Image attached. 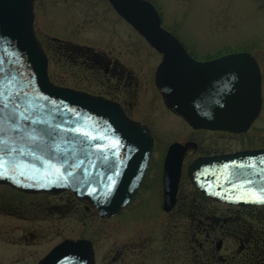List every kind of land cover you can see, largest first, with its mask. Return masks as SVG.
<instances>
[{
    "label": "water",
    "instance_id": "obj_1",
    "mask_svg": "<svg viewBox=\"0 0 264 264\" xmlns=\"http://www.w3.org/2000/svg\"><path fill=\"white\" fill-rule=\"evenodd\" d=\"M111 2L162 53L156 84L170 109L196 129L241 133L251 127L262 106L254 56L235 52L198 61L162 27L152 3ZM34 18L33 0H0V183L31 193L72 190L99 216L115 215L145 181L154 138L118 104L52 83ZM192 145L176 142L168 149L163 170L167 211L176 202L184 155ZM188 175L217 201L264 205L257 198L264 192V148L200 157L189 165ZM39 264H95L92 242L66 239Z\"/></svg>",
    "mask_w": 264,
    "mask_h": 264
},
{
    "label": "rangeland",
    "instance_id": "obj_2",
    "mask_svg": "<svg viewBox=\"0 0 264 264\" xmlns=\"http://www.w3.org/2000/svg\"><path fill=\"white\" fill-rule=\"evenodd\" d=\"M62 1L37 0L38 9L34 21L38 42L43 50L46 49L49 57V75H53L58 83L72 85L80 81L82 84H87L89 79L82 81L78 77L70 78L64 75L59 55L55 53L54 39L73 38L71 41H76L74 40L76 37L85 41L95 36L98 38L90 43L103 49H111L112 45L117 43L121 45L126 42H139L132 37V35L137 36L116 18L109 20V23L113 22V25L118 28L119 35L102 29L108 26L102 25L107 23L106 19L98 17L90 19L84 14L81 15L79 11L75 15L69 13L66 16L62 13L63 11L61 12ZM157 1L164 5L166 22L175 23L174 25L179 27L176 36L194 55L204 57L211 54V57H214L230 52H247L258 59L263 69L262 109L258 119L250 129L237 134L210 130L196 131L185 121L170 115L165 110L158 93L151 92L146 86L147 92L144 96L141 93L138 101L141 106H148L149 111L153 113H149L152 118L149 114H145V118L152 123L159 141L154 148L149 179L142 190L143 196L117 216L100 218L93 211H87L82 205L80 206L74 194L69 191L56 195L46 193L23 195L16 193V190L14 191L10 186L0 185L1 264H27L23 259L26 254L41 255L42 251L55 246L65 238L91 240L96 264H124L123 253L126 247L146 239L150 242L147 248L146 264H160L162 251L165 249L162 233L167 222L169 223V219L163 215L161 209L162 149L165 150L168 143L171 144L174 141L183 143L189 140L196 142L203 149L210 147L211 151L229 152L264 147V0ZM72 11L74 12V9ZM109 25L112 26V24ZM97 27H101V30H97L99 29ZM109 41H113L112 44ZM48 43L51 47L46 45ZM138 76L142 78L141 73H138ZM141 113L138 112L135 116L140 118ZM145 118L142 117V119ZM189 162L190 159L184 164V178L181 184V191L188 195L193 192V186L186 174V165ZM187 203H191L190 200ZM224 209L223 207L222 210ZM178 210L182 214L178 221V245L181 246L185 241L184 229L189 222L187 215L189 212L188 208ZM44 216H46L45 220ZM21 218L26 221H21ZM37 224L39 225L37 229H40L38 232L41 233L40 237L35 238L38 241L37 245L28 247L26 243L34 238L26 235L20 239V232L32 230V226ZM18 225L23 226L21 231H16ZM13 240L16 243L22 242L26 248L21 246L19 250ZM16 257L22 260L17 262Z\"/></svg>",
    "mask_w": 264,
    "mask_h": 264
},
{
    "label": "flooded vegetation",
    "instance_id": "obj_3",
    "mask_svg": "<svg viewBox=\"0 0 264 264\" xmlns=\"http://www.w3.org/2000/svg\"><path fill=\"white\" fill-rule=\"evenodd\" d=\"M149 1L153 3L158 10L162 26L176 35L177 31H179V27L175 26V23L166 22L165 11L163 10L164 5L157 0ZM62 2L63 6L61 12L63 11L62 13L66 16H68L69 13H74L75 15L79 11L81 15L84 14L90 19H94L95 17L106 19L105 21H107L108 24L103 23L102 25L108 26L102 29L109 30L112 34L116 35H119L118 28L113 25V22L109 23V20L111 21L112 18L118 19L138 37L132 35V37L139 42H126L121 45L117 43L116 45H112L111 49H103L100 48V46L97 48L96 45L90 43L98 38L95 36L92 37L93 39L89 38L85 41L76 37L74 39L76 41H71L73 38L68 40L59 38L54 39L56 43V45H54L55 53L59 55L61 69L64 75H68L70 78L78 77V79L82 81L89 79V83L82 84L80 81L72 85L58 83L53 78V75L50 74L52 81L59 86L84 91L96 97H101L117 103L128 119L142 125H147L151 129L155 140L154 148H156V144L159 141L157 133L154 131L152 123L145 118V114L153 113L149 111L148 106H141L138 101L139 96H141L140 94L142 93V96H144V93L147 92V87L148 89L150 88L151 92L158 93L159 99L161 98L165 110L170 115L185 121L183 117L174 113L167 106L160 90L156 86L155 74L162 61V54L153 49L139 32L119 14L111 0L103 2L98 0H63ZM33 6L35 14L38 9L37 0H33ZM71 8L74 9V12ZM109 24H112V26ZM97 28H99L97 30H101V27ZM130 36V33H128V37ZM109 42L112 44L113 41ZM46 45L51 47L49 43ZM185 48L199 61L211 60L221 56L215 55L211 57V54H208L204 55V57H198L186 46ZM44 51L46 53V49ZM260 68L263 80V69L261 65ZM138 73L142 74L141 79ZM138 112H142L140 118L135 116ZM150 114L149 116H151ZM142 117L145 119H142ZM196 131L199 130L197 129ZM210 131L225 132L219 130ZM188 142H190V140L183 143L186 144ZM169 146L170 144L168 143L165 150L162 149L163 155L160 157L162 163L161 170L163 169V162ZM201 147L202 146L199 144L189 147L184 158V164L189 159L190 162H192L199 156L227 153V151H211L210 147L205 149ZM147 182L146 180L143 186H146ZM143 186L130 204L131 206L133 202L139 200V198L143 196ZM11 188L14 189L13 187ZM160 188L162 213L169 219V223L167 222V226L164 229L165 231L163 230L162 233V238L165 242L163 246L166 250L164 249V251H162L160 264H264V212H261L264 211V205L238 206L216 202L195 188H193V192H190L188 195L184 194L179 187L174 207L170 211H165L163 209L162 171ZM14 191L23 195L38 194L27 193L17 189H14ZM75 199L78 200L77 203L80 206L82 205L85 210H91L96 213V210L90 203L76 196ZM189 200L191 203H187ZM223 207L225 208L224 210H222ZM179 208H188L189 212L187 213L189 222L184 229L185 241L181 246L178 245V221H180L179 219L182 217L180 210H178ZM45 217L46 216L43 217L44 220ZM21 219L23 222L26 221L24 218ZM35 220L38 221V219ZM22 228V225H18L16 231H21ZM32 228V230L20 232V239L26 235H31V237L34 238L26 243L28 247H35L38 242L35 238L40 237L41 234L38 232L40 229H37L39 228L38 224L32 226ZM13 243L19 247V250L21 246H23L24 249L26 248L22 245V242H19V244L13 240ZM149 244L150 242H147L145 239L142 241L139 240L131 246L126 247L123 253L125 259L124 264H146L147 248ZM51 248L42 251L41 255L38 256H33L32 253H28L23 259L26 260L27 264H39ZM16 259L17 262L22 260L20 257L19 259L16 257ZM113 261L117 262V260Z\"/></svg>",
    "mask_w": 264,
    "mask_h": 264
},
{
    "label": "snow or ice",
    "instance_id": "obj_4",
    "mask_svg": "<svg viewBox=\"0 0 264 264\" xmlns=\"http://www.w3.org/2000/svg\"><path fill=\"white\" fill-rule=\"evenodd\" d=\"M16 99H19V98L17 97ZM5 107H7V105H5ZM20 115L25 120L31 119V117L24 116L23 113H20ZM15 117H16V113H12V118L15 119ZM0 174H3V172L0 171ZM257 198L260 200H264V192L260 193Z\"/></svg>",
    "mask_w": 264,
    "mask_h": 264
},
{
    "label": "trees",
    "instance_id": "obj_5",
    "mask_svg": "<svg viewBox=\"0 0 264 264\" xmlns=\"http://www.w3.org/2000/svg\"><path fill=\"white\" fill-rule=\"evenodd\" d=\"M182 186V185H181Z\"/></svg>",
    "mask_w": 264,
    "mask_h": 264
}]
</instances>
